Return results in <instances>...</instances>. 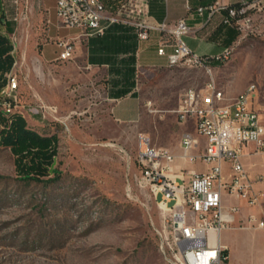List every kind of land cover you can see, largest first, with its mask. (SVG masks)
I'll return each instance as SVG.
<instances>
[{
  "label": "rangeland",
  "instance_id": "obj_1",
  "mask_svg": "<svg viewBox=\"0 0 264 264\" xmlns=\"http://www.w3.org/2000/svg\"><path fill=\"white\" fill-rule=\"evenodd\" d=\"M2 3L4 32L14 46L11 77L18 82L12 110L30 127L56 133L57 153L47 177L23 181L9 149L0 147V264H173L169 214L143 178L137 137L144 134L152 147L176 153L183 128L172 110L186 90L203 89L211 77L225 95L219 105L255 84V108L264 118V29L241 34L228 59L209 64L211 74L188 66L140 69V119L119 124L110 118L98 75L80 59L40 57L45 46L43 58L53 60L56 39L70 32L57 27L53 0ZM44 106L56 113H35ZM255 163L251 177L264 176L262 157ZM53 171L59 176L46 183ZM259 191L261 205L244 204V214L250 207L264 220V181ZM241 231L259 246L250 248L251 263L264 264V232Z\"/></svg>",
  "mask_w": 264,
  "mask_h": 264
},
{
  "label": "built area",
  "instance_id": "obj_2",
  "mask_svg": "<svg viewBox=\"0 0 264 264\" xmlns=\"http://www.w3.org/2000/svg\"><path fill=\"white\" fill-rule=\"evenodd\" d=\"M53 2L57 27L76 33L73 37L56 39L58 61L72 59L76 41L103 35L107 25L113 23L133 27L139 41H147L152 31L170 35L173 41L167 43L161 39L157 49L159 56L166 57L168 67L204 68L211 74L209 64L212 61L221 62L231 56V46L212 57L193 52L180 39V36L192 32L186 21L180 19L172 26L155 21L149 14L150 0H126L119 5L113 17L92 14L85 0ZM183 2L190 10L189 0ZM196 13L200 16L205 14L206 22L220 14L221 23L234 28L238 37L264 29V0H214L199 5ZM103 20L105 23H102ZM168 45L172 51L166 53ZM17 86L16 80L10 91L0 95V105L6 112L16 106ZM256 98L257 87L251 83L248 90H243L236 97L230 108H217V101L225 100V95L218 93L215 80L211 77L203 89L186 90L172 110L177 123L191 122L194 126L195 133L185 131L181 135L180 154L163 147L154 148L146 135H138L137 161L143 178L158 207L169 214L176 248L173 264H230L220 234L231 227L236 207L225 208L223 195L244 200L249 206L261 205L263 193L254 187V183L264 181V176L251 179L242 162L243 149L252 145L264 164V118L255 108ZM40 110H35V113L41 112L43 116L56 113V109L50 106L40 107ZM198 137L204 138L202 149H199ZM194 149L199 151L192 154ZM196 160L209 166L205 173L187 168V164ZM169 203L172 205L169 206ZM247 222L249 227L264 230V220L255 214H250Z\"/></svg>",
  "mask_w": 264,
  "mask_h": 264
},
{
  "label": "crops",
  "instance_id": "obj_3",
  "mask_svg": "<svg viewBox=\"0 0 264 264\" xmlns=\"http://www.w3.org/2000/svg\"><path fill=\"white\" fill-rule=\"evenodd\" d=\"M101 1L106 11L111 12L115 10L120 0ZM213 1L206 0L202 4L199 0H189L190 10H187L183 0H151L149 14L155 21L165 22L169 26L174 25L180 19H184L192 29V32L180 36V39L196 54L212 57L221 53L225 48L232 46L238 37V33L234 28L221 23L220 14L214 15L206 22L205 14L200 16L196 13V8L199 5H206ZM102 23H105V20ZM75 35V31H70L63 37H73ZM161 39L167 43L173 41L170 35L155 31L150 32L147 41H139L133 27L121 23H113L107 25L103 35L75 42L72 59H80L87 69L98 75L99 87L104 100L109 104L108 113L113 121L119 124H133L140 119L141 102L137 91L138 73L140 69L167 66L166 57L157 54ZM54 45L56 46V44ZM43 48L40 53L43 61H58V55L53 60H45L42 54ZM165 51L169 53L172 48L168 45ZM179 126L183 128L182 134L185 131L195 133L191 122L179 124ZM198 138L199 149H202L204 138ZM199 149H194L191 153L196 154ZM181 151L179 144L178 151L172 153L180 154ZM243 153L242 162L244 168L250 178L255 180L257 177L252 178L249 171L250 168L256 165V158L259 157L261 159V155L254 152L252 145L245 147ZM208 167V165L198 160L187 164V168L193 169L197 173H205ZM226 170L227 167H225ZM260 183L262 182L257 181L254 183V187L257 190H259ZM222 204L225 208L229 206L236 207L231 227L223 230L220 234L221 244L226 247L228 261L230 264H252L250 248L253 247L255 251L256 249L259 250V246L252 242L253 238L249 232L241 230H256L254 227H249L247 222L248 216L255 213L251 211L252 208L248 207L250 212L244 214L246 202L226 194L223 195ZM255 215L257 216V214ZM257 218L261 219L258 216ZM262 231L264 232V230ZM256 258L258 257L255 254L254 262L257 260Z\"/></svg>",
  "mask_w": 264,
  "mask_h": 264
},
{
  "label": "trees",
  "instance_id": "obj_4",
  "mask_svg": "<svg viewBox=\"0 0 264 264\" xmlns=\"http://www.w3.org/2000/svg\"><path fill=\"white\" fill-rule=\"evenodd\" d=\"M204 2L206 1H201L202 4ZM6 26L3 3L0 0V89L6 85V75L11 72L14 64V46L4 32ZM220 63L222 61H212L210 64L217 66ZM1 107L0 105V147L9 149L13 155L19 177L23 181H38L47 177L49 170H54L53 160L57 153L56 133L40 132L30 127L18 111L5 112ZM53 174L55 176L46 179V183L56 181L59 174L55 171Z\"/></svg>",
  "mask_w": 264,
  "mask_h": 264
},
{
  "label": "bare ground",
  "instance_id": "obj_5",
  "mask_svg": "<svg viewBox=\"0 0 264 264\" xmlns=\"http://www.w3.org/2000/svg\"><path fill=\"white\" fill-rule=\"evenodd\" d=\"M85 1L87 2V8L92 10V14H96V15L102 16V17H113V16H115L117 13V10L119 9V5L126 2V0H120L114 11L107 12L105 9V6L101 0H85ZM226 59H228V57H225L224 59H222V61H225ZM6 78H7L6 85L2 89H0V95H3L5 93H7L8 91H10L12 89V85H14L16 82V79L14 77H11V72L6 75ZM248 89H249V85L246 87L245 90H248ZM218 93H221V92L218 91ZM218 101H220V100H218ZM232 102H236V98ZM232 102L225 104V105L217 104V108H230V105H232ZM1 108H3V107H1ZM4 111H5V109H4Z\"/></svg>",
  "mask_w": 264,
  "mask_h": 264
}]
</instances>
